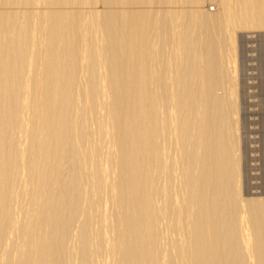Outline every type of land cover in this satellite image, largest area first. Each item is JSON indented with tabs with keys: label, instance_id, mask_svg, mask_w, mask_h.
<instances>
[{
	"label": "bare ground",
	"instance_id": "1",
	"mask_svg": "<svg viewBox=\"0 0 264 264\" xmlns=\"http://www.w3.org/2000/svg\"><path fill=\"white\" fill-rule=\"evenodd\" d=\"M254 26L264 0H0V264H264L231 74Z\"/></svg>",
	"mask_w": 264,
	"mask_h": 264
},
{
	"label": "rangeland",
	"instance_id": "2",
	"mask_svg": "<svg viewBox=\"0 0 264 264\" xmlns=\"http://www.w3.org/2000/svg\"><path fill=\"white\" fill-rule=\"evenodd\" d=\"M212 8L214 3L210 2ZM254 27L235 30V58L233 66L230 65L238 85L237 105L241 106L238 117L242 187L252 196H261L264 195V27Z\"/></svg>",
	"mask_w": 264,
	"mask_h": 264
}]
</instances>
